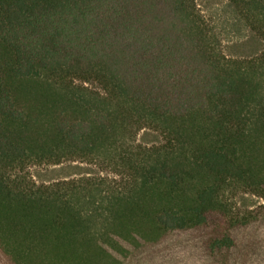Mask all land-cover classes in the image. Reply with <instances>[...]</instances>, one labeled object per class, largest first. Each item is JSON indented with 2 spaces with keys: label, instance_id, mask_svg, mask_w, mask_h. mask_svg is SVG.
<instances>
[{
  "label": "trees",
  "instance_id": "trees-1",
  "mask_svg": "<svg viewBox=\"0 0 264 264\" xmlns=\"http://www.w3.org/2000/svg\"><path fill=\"white\" fill-rule=\"evenodd\" d=\"M228 2L256 55L197 0H0V264H264V0Z\"/></svg>",
  "mask_w": 264,
  "mask_h": 264
},
{
  "label": "rangeland",
  "instance_id": "rangeland-1",
  "mask_svg": "<svg viewBox=\"0 0 264 264\" xmlns=\"http://www.w3.org/2000/svg\"><path fill=\"white\" fill-rule=\"evenodd\" d=\"M205 11L206 16L223 40L225 51L234 57H251L259 53L263 43L255 39L240 25L236 13L229 6L228 0H197ZM150 141L156 140L148 137ZM83 171L76 165H63L50 170H42L39 180L49 181L74 177ZM240 210L254 209L262 201L252 195H241L236 199Z\"/></svg>",
  "mask_w": 264,
  "mask_h": 264
}]
</instances>
